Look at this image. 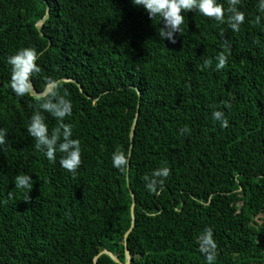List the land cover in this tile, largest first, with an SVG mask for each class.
Masks as SVG:
<instances>
[{"label": "trees", "instance_id": "1", "mask_svg": "<svg viewBox=\"0 0 264 264\" xmlns=\"http://www.w3.org/2000/svg\"><path fill=\"white\" fill-rule=\"evenodd\" d=\"M219 2L225 23L186 12L172 43L132 0H0V264H95L105 249L121 263L105 253L97 264H124L133 222L129 264H264V14L241 0L233 31ZM26 47L39 71L18 96L8 57ZM49 86L73 104L75 174L27 131ZM22 173L35 181L27 200Z\"/></svg>", "mask_w": 264, "mask_h": 264}, {"label": "clouds", "instance_id": "2", "mask_svg": "<svg viewBox=\"0 0 264 264\" xmlns=\"http://www.w3.org/2000/svg\"><path fill=\"white\" fill-rule=\"evenodd\" d=\"M241 0H228L229 13L227 23L233 31H239L240 26L245 22V13L240 10L238 5ZM137 7H142L154 21L159 18L162 27L158 34L161 40L176 41V34H182V25L185 21L184 13L195 10L205 17L214 18L219 23H225V8L219 0H132ZM258 9L264 14V0H258ZM261 22V16L256 17V23ZM218 63L215 64L217 71L222 70L227 65V56L219 55L216 57ZM37 52L32 48H23L16 54L8 57V63L12 66L11 87L18 96H23L32 91L30 76L39 71L35 61ZM212 61H205V67H211ZM73 104L65 95H60L57 90H47L38 98V110L30 117L27 131L35 139V148L42 152L49 161L55 163L57 153L61 154L59 164L62 168L75 174L81 166V142L78 138H73V129L70 124H66L65 118L72 113ZM49 113L59 121V127L49 132L43 113ZM213 117L221 121L222 126H227V119L221 111H215ZM182 131H187L183 129ZM5 143V130L0 129V145ZM113 166L121 172L126 171L128 157L123 151L117 150L112 155ZM155 176H167L168 169L158 170ZM15 188L21 190L29 198L35 181L31 173L18 174L14 178ZM153 180L148 184L151 191H155ZM210 243V242H209ZM205 252L207 248L203 249ZM214 255H209L208 260H214Z\"/></svg>", "mask_w": 264, "mask_h": 264}, {"label": "water", "instance_id": "3", "mask_svg": "<svg viewBox=\"0 0 264 264\" xmlns=\"http://www.w3.org/2000/svg\"><path fill=\"white\" fill-rule=\"evenodd\" d=\"M49 13H50V11L48 9V15H49ZM48 15L46 16V18L48 17ZM47 90H51V86H49L47 88ZM33 92H34L35 95L40 96V94L37 91L33 90ZM129 164H130V161H129ZM135 206H136V200L134 198L133 199V202H132V206H131L133 218H134ZM133 228H134V222H133V225L131 226V228L126 232L125 237H124L125 238L126 257H127V262L124 263V264H129L131 262V254H130V251H129V248H128L127 239L129 237L130 233L132 232ZM105 253L108 254V255H110L113 258V260H115L117 263H121V260L119 259L118 256L114 255L113 253H111V252H109L108 250L105 249V250L101 251L100 254H98L96 256V258H95V264H97L96 261L99 258V256L102 255V254H105Z\"/></svg>", "mask_w": 264, "mask_h": 264}]
</instances>
